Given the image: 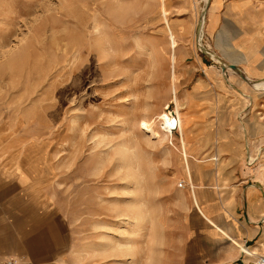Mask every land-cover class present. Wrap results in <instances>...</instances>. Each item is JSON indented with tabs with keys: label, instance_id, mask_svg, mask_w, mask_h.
<instances>
[{
	"label": "rangeland",
	"instance_id": "1",
	"mask_svg": "<svg viewBox=\"0 0 264 264\" xmlns=\"http://www.w3.org/2000/svg\"><path fill=\"white\" fill-rule=\"evenodd\" d=\"M210 1L0 0V146L44 173L75 223V264H192L185 241L197 211L178 157L183 136L168 138L160 118L179 119L173 98L185 104L202 74L190 72L192 56L214 64L202 50L214 41ZM245 1L264 15V0ZM231 39L257 46L244 73L229 71L238 111L212 118L210 148L191 134L187 150L214 165L227 129L241 154L219 157L223 172L264 174V88L245 80L253 67L251 79L264 81V26Z\"/></svg>",
	"mask_w": 264,
	"mask_h": 264
},
{
	"label": "crops",
	"instance_id": "2",
	"mask_svg": "<svg viewBox=\"0 0 264 264\" xmlns=\"http://www.w3.org/2000/svg\"><path fill=\"white\" fill-rule=\"evenodd\" d=\"M209 7L206 32L214 37L209 48L228 66L224 68L211 57L214 64L192 56L190 72L202 74L185 95L186 105L173 98L179 116L177 131L183 136V151L178 157L197 211L187 232L185 258L192 264H249L252 259L244 252L264 255L263 172L256 168L243 174L223 172L224 162L219 164V157L231 153L235 161L241 154L236 142L223 135L227 129L219 130L217 157L208 161L214 165L196 162L187 145L193 134L197 140L204 136L201 147L210 148L212 118L224 109L227 112L222 115L227 117L238 111L235 107L240 99L231 92L229 71L234 66L244 73L243 65L256 59L253 51L257 46L251 50L244 40L232 45L231 38L248 28H262L264 15L245 0H211ZM245 75L258 82L251 79L255 78L253 67ZM3 149L0 146V264L8 260L17 264H75V223L62 217L55 192L46 191L44 173L35 172L26 159L8 156ZM191 152L198 154L195 148ZM220 181H229V187L223 188Z\"/></svg>",
	"mask_w": 264,
	"mask_h": 264
},
{
	"label": "bare ground",
	"instance_id": "3",
	"mask_svg": "<svg viewBox=\"0 0 264 264\" xmlns=\"http://www.w3.org/2000/svg\"><path fill=\"white\" fill-rule=\"evenodd\" d=\"M204 13V12H203ZM205 19V13L201 16V21H204ZM199 32L197 33V36H199ZM212 58L219 64H221L224 68H226L228 65L226 63H224L221 59L216 58L215 56L212 55ZM235 71V70H234ZM233 71V72H234ZM236 72V71H235ZM242 76V75H240ZM244 77V76H243ZM246 81H249L250 84H252L253 86H258L259 88H264V81H258V82H252L250 80H248V78H245ZM163 122H162V127L164 129V133H166L168 135V138L170 135L173 136L174 131L178 130V120L176 118H171V115L168 114L167 112H165L161 118H160ZM149 130V133L152 135V137L154 138H160V132L159 129H157L156 127H148L147 128ZM170 134V135H169ZM184 159V157H183ZM186 162V161H185ZM185 166V165H184ZM187 171V170H186ZM181 185V184H180ZM179 185V187H180ZM184 187V185L182 184V188Z\"/></svg>",
	"mask_w": 264,
	"mask_h": 264
},
{
	"label": "built area",
	"instance_id": "4",
	"mask_svg": "<svg viewBox=\"0 0 264 264\" xmlns=\"http://www.w3.org/2000/svg\"><path fill=\"white\" fill-rule=\"evenodd\" d=\"M202 50L206 55L212 58V53L210 51V48L202 47ZM180 187L182 188V184L180 185ZM244 254L252 259L249 264H264V255L250 254L245 252ZM2 264H17V262L15 260H8Z\"/></svg>",
	"mask_w": 264,
	"mask_h": 264
},
{
	"label": "water",
	"instance_id": "5",
	"mask_svg": "<svg viewBox=\"0 0 264 264\" xmlns=\"http://www.w3.org/2000/svg\"><path fill=\"white\" fill-rule=\"evenodd\" d=\"M231 68L233 69V70H238L236 67H234V66H231Z\"/></svg>",
	"mask_w": 264,
	"mask_h": 264
}]
</instances>
